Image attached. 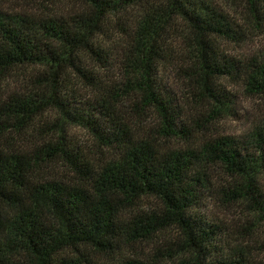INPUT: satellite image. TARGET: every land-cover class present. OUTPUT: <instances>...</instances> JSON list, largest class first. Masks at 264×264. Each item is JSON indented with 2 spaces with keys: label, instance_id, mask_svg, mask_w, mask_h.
<instances>
[{
  "label": "trees",
  "instance_id": "obj_1",
  "mask_svg": "<svg viewBox=\"0 0 264 264\" xmlns=\"http://www.w3.org/2000/svg\"><path fill=\"white\" fill-rule=\"evenodd\" d=\"M78 1L82 11L67 20L0 12V88L17 69H40L28 91L0 97V264H95L97 256L113 259L123 245L149 243L170 229L182 234L177 255L190 260L182 264H257L239 254L214 259L221 229L193 211L215 166L231 180V201H248L264 216V126L249 144L224 137L202 140L198 149L163 151L135 139L119 107L131 102L137 116L152 114L158 121L160 137L191 143L198 132L163 88V68L183 74L191 109L207 105L217 119L228 99L223 80L249 97H264V56L225 55L222 46L236 41L240 26L204 0ZM245 2L244 22L262 21L264 0ZM133 13L118 54L105 39L106 27L110 19ZM178 31L179 39L173 37ZM115 56L121 80L113 86L86 67L96 61L108 74ZM48 111L89 128L99 153L108 156L91 159L68 141L61 125L38 127ZM17 140L32 147H15ZM57 169L69 181L48 177ZM145 198L157 200L160 212L134 213Z\"/></svg>",
  "mask_w": 264,
  "mask_h": 264
},
{
  "label": "rangeland",
  "instance_id": "obj_2",
  "mask_svg": "<svg viewBox=\"0 0 264 264\" xmlns=\"http://www.w3.org/2000/svg\"><path fill=\"white\" fill-rule=\"evenodd\" d=\"M204 2L223 11L232 21L238 22L240 26L236 41L222 46L225 55L235 60L264 56V18L254 24L244 22V14L248 9L245 0H204ZM82 6L78 0H0V12L9 17L28 11L40 14L45 18L67 20L72 12L82 11ZM135 16L136 14L133 13L129 16H123L121 19H110L106 27L105 39L110 41L109 46L114 47L118 54L121 52V47H118L117 44L119 40H122L125 33L130 32ZM177 23L174 25L182 30V23ZM178 34L179 36L173 37H181L183 33L178 31ZM171 45L178 48V40L171 41ZM116 57L109 59V66L112 68L109 69L108 74L96 61H87L86 67L101 77L105 76V79L109 81L107 84L113 86L121 80L115 62ZM82 65L85 67V59L82 61ZM39 71V68L33 67L15 70L11 78L4 85H1L0 97L6 98L14 92L28 91L30 80L36 77ZM161 80L163 88L176 98L178 105L182 108L183 120H186L188 124L191 122V126L198 133L194 134L191 143L169 142L156 133L160 124L155 121L152 114L139 115V117L130 109L132 103L125 101L119 107L122 121L131 130L135 139H148L155 142L163 151L168 148L184 147L198 149L202 140L224 137L232 138L242 145L251 143L256 133L264 126V97H249L230 80H223L219 83L225 89L228 99L217 119L211 118V109L207 105L191 109L190 106L194 105H192V96L187 88L188 83L183 78V74L176 68H163ZM86 102L91 104L93 95L88 94ZM39 120L38 127L43 124H50L52 128L53 124L55 126L61 125L68 141L82 148L91 159L98 161L99 158L102 162L108 156V153H99L101 152L99 151V143L96 141L93 132L86 126L70 121L64 122L61 116L54 111H48ZM14 146L32 147V144L29 141L22 143V141L17 140L14 142ZM97 153L99 155L96 158L94 154ZM208 173V181L201 190V200L194 208L193 215L205 219L208 223H213L221 229V243L217 244V250L220 252H216L213 258H231L239 254L253 263L264 264V216L255 211L248 201H231V196L226 193L231 186V180L224 169L212 166L209 167ZM48 177L64 181H69L70 178L62 169H57ZM260 183L264 189V168L260 176ZM160 209L161 206L157 200L145 198L139 203L134 213H158ZM181 240L182 234L176 229H170L149 243L123 245L118 257L112 259L97 256L93 258V261L95 264H119L128 259L141 261L145 264L188 263L189 259L185 255H177L180 247L178 242Z\"/></svg>",
  "mask_w": 264,
  "mask_h": 264
}]
</instances>
